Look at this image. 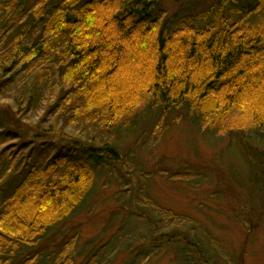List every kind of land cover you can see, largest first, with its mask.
<instances>
[{"label":"trees","instance_id":"obj_1","mask_svg":"<svg viewBox=\"0 0 264 264\" xmlns=\"http://www.w3.org/2000/svg\"><path fill=\"white\" fill-rule=\"evenodd\" d=\"M214 9L171 25L160 0H0V264H48L43 239L86 202L104 159L121 162L107 145L83 156L71 142L65 149L67 128L116 135L153 106L185 108L206 133L264 138L261 31L201 23ZM24 123L28 142L16 153ZM74 239L53 264H73L63 254ZM114 250L103 246L87 264Z\"/></svg>","mask_w":264,"mask_h":264},{"label":"rangeland","instance_id":"obj_2","mask_svg":"<svg viewBox=\"0 0 264 264\" xmlns=\"http://www.w3.org/2000/svg\"><path fill=\"white\" fill-rule=\"evenodd\" d=\"M220 1L160 0V9L172 25L215 6L201 23L228 18L248 32L261 31L264 43L263 3L229 0L219 9ZM154 109L141 107L116 135L66 129L72 141L65 149L71 142L81 156L83 147L107 145L121 162L104 159L86 202L43 239L48 264L73 236L63 254L72 253L73 264H87L107 245L115 250L102 264H264V138L237 129L206 133L185 108L166 115ZM22 126L15 151L28 142L22 136L30 129ZM33 149L36 161L42 149Z\"/></svg>","mask_w":264,"mask_h":264}]
</instances>
